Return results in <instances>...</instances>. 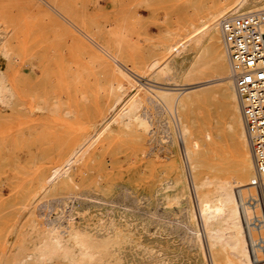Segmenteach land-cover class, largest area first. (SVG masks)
Returning <instances> with one entry per match:
<instances>
[{
  "label": "rangeland",
  "instance_id": "1",
  "mask_svg": "<svg viewBox=\"0 0 264 264\" xmlns=\"http://www.w3.org/2000/svg\"><path fill=\"white\" fill-rule=\"evenodd\" d=\"M243 1L0 0V71L12 93L8 107L0 104V264L23 262L54 224L45 214L66 216L64 227L74 224L89 234L102 216L110 225L116 222L109 216L124 214L128 222L120 227L144 254H128L117 240L118 249L103 251V264H201L182 236L172 233L183 218L182 205L166 208L156 193L181 175L179 151L157 133L163 105L157 98L152 104L97 59L122 70L134 66L138 75L163 83L168 79L157 72L166 59L191 57L190 46L203 44L205 3L237 7ZM131 77L144 86V79ZM189 116L207 188L215 190L220 178L239 186L237 138L226 129L220 99L199 102ZM148 117L152 125L146 130L138 120ZM43 189L47 200L33 204Z\"/></svg>",
  "mask_w": 264,
  "mask_h": 264
},
{
  "label": "bare ground",
  "instance_id": "2",
  "mask_svg": "<svg viewBox=\"0 0 264 264\" xmlns=\"http://www.w3.org/2000/svg\"><path fill=\"white\" fill-rule=\"evenodd\" d=\"M206 3V6H203L201 9L203 12L200 20L201 28L204 29L206 34L203 44L196 49H191L190 46L186 52L192 51L191 57H187L186 54L183 56L184 53H177L166 59L159 66L157 75L167 78L168 80L165 79L167 83H165L166 81L155 83L156 81L159 82L157 76L154 82V80H151L155 76L150 80L147 77L138 75L134 66L122 70L116 66L109 65L104 57H98L97 55L96 57L101 62H99L100 64L105 65L107 70H110V74L113 73L120 80L132 86V88L136 87L145 94L152 104L156 103L155 98H157L163 105L162 108L158 109L159 126L157 133H159L163 143L169 147L177 148L179 151L181 175L179 180L175 181L172 185L159 188L160 190L156 193L162 196L159 201L166 208L172 205L173 207L175 205V208L177 207L176 205H182L184 214L183 218L178 220L177 224L175 223L176 225L173 223L174 230L172 233L182 236V239L188 244L189 249L197 253L196 255L199 257L201 264H209V261L211 264H264V215L254 184L255 177L250 151L219 27L223 19L264 11V0L243 1L237 7H232L227 3ZM198 13L200 12L198 11ZM205 43L206 52H203V45ZM179 56L182 57L180 61H177L176 58ZM133 75L144 79V86H149L153 90L148 89L149 91L147 92L143 88L144 86H141L142 84L139 85L140 83L137 84L131 79ZM183 79L186 80V84L181 85L180 83ZM153 83L158 85L155 86ZM11 97V90L2 78L0 71V104L8 107L11 103ZM214 98L220 99L223 109L228 116L226 123L227 131L233 138H237L238 155H236L239 157L238 163L240 162V168H238L240 184L239 186L227 185L220 178L217 181V188L211 191L207 188L206 171L198 151L199 145L197 141L199 137L197 135V128L196 126L194 127L195 120H192L189 114L199 102L212 101ZM166 113L169 114V117L166 116ZM151 120L149 117L147 119L141 118L138 120V124L141 128L149 130L152 125ZM220 172L223 171L221 170ZM170 189H174L175 193L172 196L165 195L164 192ZM45 190L43 189L42 192L38 193L39 198L33 204L43 203L47 200V195H44ZM31 207L33 205L30 204V207L25 206L24 209L26 210ZM73 210L72 208V212ZM123 213L121 212V214ZM100 214L102 215V212ZM107 215L109 216V214ZM123 216L113 218L109 216V221L116 222L110 225L102 219V216L99 222L95 224V232L89 234L79 230L74 224L64 227L62 223L66 221L63 222L62 220L64 217L66 219V216L56 219L45 214L43 217L49 218L54 224L52 226L49 224L50 228L48 230L39 236L37 235L41 239H38L30 251L25 254L23 262H20L18 259L15 263L103 264V251L109 248L118 249L117 246L119 245L115 243L117 240L121 241L120 243H124L128 254L138 256L144 250L141 251L140 246L134 247L132 239L128 237L131 233L127 235L121 229L123 226L121 224L122 220L128 222L127 218L125 219ZM69 217L68 220L72 219L73 221L75 215L70 214ZM49 219L46 221L49 222ZM60 221L61 223H59ZM245 229H249L250 231L245 235L249 239H245L244 235L241 234ZM245 241L248 242L246 245L244 244ZM151 260L153 261V259ZM169 264L176 263L170 260Z\"/></svg>",
  "mask_w": 264,
  "mask_h": 264
},
{
  "label": "built area",
  "instance_id": "3",
  "mask_svg": "<svg viewBox=\"0 0 264 264\" xmlns=\"http://www.w3.org/2000/svg\"><path fill=\"white\" fill-rule=\"evenodd\" d=\"M219 27L264 215V11L223 19Z\"/></svg>",
  "mask_w": 264,
  "mask_h": 264
}]
</instances>
